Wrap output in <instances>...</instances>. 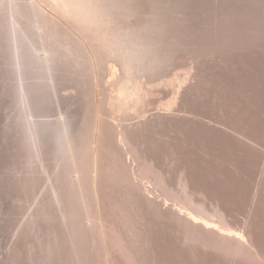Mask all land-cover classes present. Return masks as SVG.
I'll use <instances>...</instances> for the list:
<instances>
[{
    "label": "rangeland",
    "instance_id": "rangeland-1",
    "mask_svg": "<svg viewBox=\"0 0 264 264\" xmlns=\"http://www.w3.org/2000/svg\"><path fill=\"white\" fill-rule=\"evenodd\" d=\"M34 2L0 0V264H32L39 226L60 248V218L37 213V201L19 192L27 176L43 175L44 163L57 176L64 171L60 143L52 145L63 120L73 124L76 153L88 128L89 89L73 39ZM40 3L50 9V0ZM42 47L54 50L53 60ZM193 48L132 75L138 102L131 115L122 110L131 143L118 136L114 155L100 149L123 174L101 168L99 204L88 181L84 209L63 224L82 240V253L69 247L71 264H264V44L197 63ZM204 125L218 139L212 145L203 143ZM56 181L69 184L64 175ZM178 202L247 240L196 221Z\"/></svg>",
    "mask_w": 264,
    "mask_h": 264
},
{
    "label": "bare ground",
    "instance_id": "bare-ground-1",
    "mask_svg": "<svg viewBox=\"0 0 264 264\" xmlns=\"http://www.w3.org/2000/svg\"><path fill=\"white\" fill-rule=\"evenodd\" d=\"M33 2L47 10L43 16L64 23L73 39L72 52L78 56L85 71L89 89L88 128L83 134L85 144L79 146L76 153L73 124L63 120L58 127V131L63 127V133L52 145L60 143L66 158L64 171L57 176L56 170L44 163L41 165L43 175H38L40 178L27 176L24 189L19 192L21 200L26 197L30 202L37 201V213L54 220L60 218L63 224L68 223L67 219L76 210L79 213L84 209L88 181L99 204L98 172L101 168L112 169L114 176L123 174L121 169L114 168L113 161L103 157L100 149L104 147L110 153L116 151L112 143L118 136L125 144L131 143L125 134L122 110L128 108L131 115L138 102L141 88L133 89L130 85L136 71L154 70L175 62L189 43L195 48L194 63L208 56L230 55L237 49L264 44V0H50V9L46 7L49 10L40 0ZM38 23L42 30L40 19ZM42 51L50 53L46 59H54V50L42 47ZM206 128L204 125L200 133L203 143L209 145L218 141ZM191 132L194 131L189 132L190 136L194 134ZM152 168L150 166L148 170ZM61 175L69 179V184L57 183ZM161 180L165 182L162 176ZM31 182L33 189L28 185ZM47 201L56 203L59 214ZM179 202L176 203L179 210L196 221L247 240L242 231L219 224L208 215L195 214ZM72 205L76 206L75 210ZM82 216V221L91 219L85 214ZM63 224L54 228L55 224L51 223L47 227L60 231L61 235L58 233L55 238L59 249L53 246V240L45 241L39 233L41 226L37 227L32 264H71L74 258V252L69 248L71 243L76 245L79 253L83 252L81 238Z\"/></svg>",
    "mask_w": 264,
    "mask_h": 264
},
{
    "label": "water",
    "instance_id": "water-1",
    "mask_svg": "<svg viewBox=\"0 0 264 264\" xmlns=\"http://www.w3.org/2000/svg\"><path fill=\"white\" fill-rule=\"evenodd\" d=\"M254 260H256V259H254ZM258 261V260H257Z\"/></svg>",
    "mask_w": 264,
    "mask_h": 264
}]
</instances>
